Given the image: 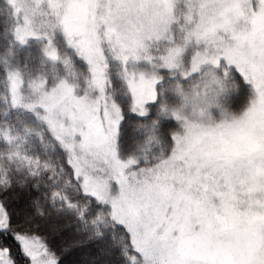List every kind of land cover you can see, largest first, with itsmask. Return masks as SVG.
Wrapping results in <instances>:
<instances>
[{
	"label": "snow or ice",
	"instance_id": "obj_1",
	"mask_svg": "<svg viewBox=\"0 0 264 264\" xmlns=\"http://www.w3.org/2000/svg\"><path fill=\"white\" fill-rule=\"evenodd\" d=\"M0 264H264V0H0Z\"/></svg>",
	"mask_w": 264,
	"mask_h": 264
}]
</instances>
